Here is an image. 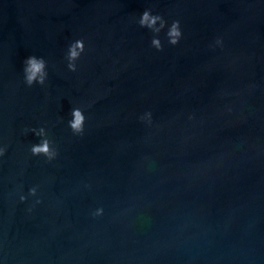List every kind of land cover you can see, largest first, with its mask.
Segmentation results:
<instances>
[{
    "label": "water",
    "instance_id": "95a60500",
    "mask_svg": "<svg viewBox=\"0 0 264 264\" xmlns=\"http://www.w3.org/2000/svg\"><path fill=\"white\" fill-rule=\"evenodd\" d=\"M0 264H264V0H0Z\"/></svg>",
    "mask_w": 264,
    "mask_h": 264
},
{
    "label": "clouds",
    "instance_id": "9594fccd",
    "mask_svg": "<svg viewBox=\"0 0 264 264\" xmlns=\"http://www.w3.org/2000/svg\"><path fill=\"white\" fill-rule=\"evenodd\" d=\"M145 18L147 19V14H146V17ZM173 34L176 35V36H178L179 35V32L174 29ZM157 43H159V42L157 41ZM72 55L73 56H76L77 55V53L75 52V50H73ZM33 63H35V62L33 61ZM76 116H77V119H76V122H75L74 127L79 128V126L81 125V122H82V117H81V115H80L79 112L76 113ZM34 151H36V152L45 151L46 152V151H48V148H47V145H45L44 148H36V149H34Z\"/></svg>",
    "mask_w": 264,
    "mask_h": 264
}]
</instances>
